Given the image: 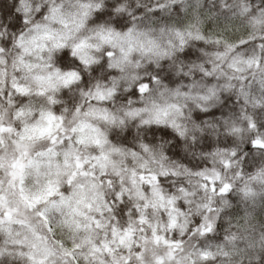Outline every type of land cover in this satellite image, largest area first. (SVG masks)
<instances>
[{"label":"clouds","instance_id":"clouds-1","mask_svg":"<svg viewBox=\"0 0 264 264\" xmlns=\"http://www.w3.org/2000/svg\"><path fill=\"white\" fill-rule=\"evenodd\" d=\"M0 264H264V0H0Z\"/></svg>","mask_w":264,"mask_h":264}]
</instances>
